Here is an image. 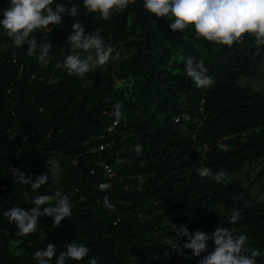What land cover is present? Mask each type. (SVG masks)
Wrapping results in <instances>:
<instances>
[{
    "label": "trees",
    "instance_id": "obj_1",
    "mask_svg": "<svg viewBox=\"0 0 264 264\" xmlns=\"http://www.w3.org/2000/svg\"><path fill=\"white\" fill-rule=\"evenodd\" d=\"M8 4L0 0V19ZM55 4L75 5V19L86 34H99L114 55H130L82 80L54 67L70 47V15L63 14L51 32L33 34L38 44L52 45L46 68L40 66L39 49L29 56L28 45H12L0 26V264H38V249L52 244L58 257L73 242L87 246L89 254L67 264H88L92 257L98 264H200L201 257L188 249L159 259L172 251L166 239L181 248L188 242L177 235L185 224L191 233L212 234L219 226L245 235L246 254L261 251L257 264H264V202L251 198L258 179L247 187L225 186L197 173L203 165L213 173L222 169L226 178L247 162L264 160V92L239 84L242 77L259 75L264 45L246 36L229 48L196 40L193 30L173 33L167 19L144 9L143 0L108 20L85 9L83 0ZM190 57L204 60L215 80L211 88H197L187 76ZM50 77L58 82L49 84ZM117 103L123 114L118 124L112 115ZM136 145L142 146L139 155ZM49 159L63 169L59 185L50 179L32 192L30 185L14 182L13 168L34 181ZM118 159L125 162L117 164ZM104 164L114 177L106 175ZM101 183L111 187L101 191ZM58 188L69 196L72 215L59 227L42 217L36 232L17 237L3 213L13 206L30 211L34 205L24 192L54 196ZM105 196L112 210L104 207ZM230 209L239 210L236 224L229 222ZM214 247L209 241L208 251Z\"/></svg>",
    "mask_w": 264,
    "mask_h": 264
},
{
    "label": "clouds",
    "instance_id": "obj_2",
    "mask_svg": "<svg viewBox=\"0 0 264 264\" xmlns=\"http://www.w3.org/2000/svg\"><path fill=\"white\" fill-rule=\"evenodd\" d=\"M135 3L136 0H83V7L91 13H98L103 20H108L112 14L122 12L129 4ZM54 4L55 0H9L8 6L3 9L0 26L12 45L20 48L27 44L29 56L36 54L39 49L40 66L46 68L52 45L46 42L38 44L33 34L37 31L51 32L50 26L60 25L62 15L67 14L74 19L67 41L70 47L66 48L68 51L63 61L54 65L56 69L66 70L68 75L83 80L88 73L104 67L110 60L119 58V52L113 55L114 49L106 46L99 34H86L83 24L75 19L79 15L75 5L67 9L59 4L53 7ZM143 7L157 19H167L173 33L193 30L196 40L203 39L229 48L242 44L246 36L252 37L257 46L264 45V0H143ZM43 40H48V36H44ZM8 46L7 43L4 44L5 49ZM185 72L197 88H211L215 83L214 78L207 75L208 69L203 59L188 58ZM57 82L58 80L52 77L48 80L49 84ZM86 82L91 83V81ZM121 108L122 105L119 103L113 105L112 115L116 124L123 115ZM134 150L139 155L142 146L136 145ZM124 162L121 159L116 161L117 164ZM47 166V170L37 175L34 181L19 169L13 168L14 182L30 185L32 192L48 184L50 179L54 184L59 185L63 172L59 161L49 159ZM105 167L110 171L107 166ZM197 173L200 177L210 178L217 183L222 182L226 176L222 169L213 173L209 167L203 165L197 169ZM110 187L108 183L99 185L101 191ZM23 195L26 201L30 200L34 205L30 211L13 206L3 213V216L18 229L17 237L36 232L42 217H51L54 225L59 227L62 221L72 215L73 206L69 196L63 194L59 188L54 196L48 194L31 196L29 192H24ZM53 200H55L54 205L51 204ZM103 204L109 210L114 208L107 196L103 198ZM229 216V222L236 224L240 219L239 210L230 209ZM177 235L182 238L187 237L188 242L184 243L182 248L173 244L172 249L181 252L182 255L184 249L190 250L193 256L201 257L200 264H257L256 258L262 255L259 250L252 251L250 255L246 254L247 249L244 246L247 237L237 236L228 228L217 226L212 234H206L201 230L191 233L188 225L185 224L180 226ZM209 241H213L215 245L210 252ZM206 252L208 254L202 256ZM88 254L87 246L73 242L66 244L65 251L57 257V246L48 244L46 248L38 249L34 253V259L38 264H51L54 258H56L55 264H67L69 259L83 261ZM88 264H98V259L92 257Z\"/></svg>",
    "mask_w": 264,
    "mask_h": 264
},
{
    "label": "rangeland",
    "instance_id": "obj_3",
    "mask_svg": "<svg viewBox=\"0 0 264 264\" xmlns=\"http://www.w3.org/2000/svg\"><path fill=\"white\" fill-rule=\"evenodd\" d=\"M115 14V13H114ZM113 15V14H112ZM115 51V48H113ZM114 55V53H113ZM130 53L124 54L123 56H119L116 60H110L108 64L105 66L116 67V65L123 59L128 58ZM239 84L243 87H249L253 90L264 92V62L261 66V71L257 78H247L242 77L239 79ZM264 160H252L251 162H247L241 168V170L234 172L227 176L223 180V185L225 186H233V185H241L247 187L251 182L258 179L255 183L252 192L251 198L258 202H264ZM262 174V176H260Z\"/></svg>",
    "mask_w": 264,
    "mask_h": 264
},
{
    "label": "built area",
    "instance_id": "obj_4",
    "mask_svg": "<svg viewBox=\"0 0 264 264\" xmlns=\"http://www.w3.org/2000/svg\"><path fill=\"white\" fill-rule=\"evenodd\" d=\"M105 166H107V168L110 169V171L106 170V167H105ZM104 170H105V173H106V175H107L108 177L112 178V177L115 176V173H114L113 169H112L108 164H104ZM138 178H139V184H138V188H139V187L141 186V184L143 183L144 178L141 177V176H139ZM139 189H140V188H139ZM167 224H168L167 222H164V225H167ZM172 227H173V229H176V228H177L176 224H173ZM166 241H167L171 246H172L173 244H175V245L178 246V244H177L176 242H174V241H172V240H170V239H166ZM176 252H179V251H176V250H173V249H172V251H166V252H163V253L160 254L159 259H160L161 261L169 260V259L171 258V256H172L174 253H176Z\"/></svg>",
    "mask_w": 264,
    "mask_h": 264
}]
</instances>
